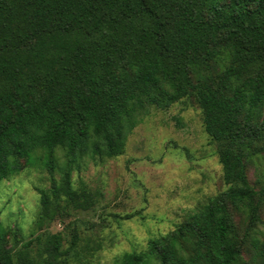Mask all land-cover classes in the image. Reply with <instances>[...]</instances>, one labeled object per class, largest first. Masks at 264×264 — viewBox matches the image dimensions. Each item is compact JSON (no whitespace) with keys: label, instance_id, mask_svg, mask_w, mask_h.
<instances>
[{"label":"trees","instance_id":"16d2710c","mask_svg":"<svg viewBox=\"0 0 264 264\" xmlns=\"http://www.w3.org/2000/svg\"><path fill=\"white\" fill-rule=\"evenodd\" d=\"M188 97L227 188L118 264H250L234 215L252 229L264 201L247 176L264 159V0H0V181L35 164L61 173L39 191V221L51 203L90 209L71 186L80 160L122 154L149 108ZM9 237L0 219V264H66L59 234L17 250Z\"/></svg>","mask_w":264,"mask_h":264},{"label":"rangeland","instance_id":"374dc122","mask_svg":"<svg viewBox=\"0 0 264 264\" xmlns=\"http://www.w3.org/2000/svg\"><path fill=\"white\" fill-rule=\"evenodd\" d=\"M62 155L55 153L58 165ZM247 176L256 190H263L264 159L248 164ZM60 177L57 169L49 173L35 164L0 181V219L15 234L9 247L17 250L37 235L59 234L66 264H118L123 253L145 251L150 240L172 231L227 188L217 146L204 131L198 104L189 97L164 111L149 108L128 135L122 154L80 160L71 172V186H84L92 195L90 209L51 203L48 216L39 221V191H49ZM127 215L132 217L124 219ZM259 218L250 229L243 215H234L241 235L248 232L242 256L250 264L261 263L255 255L264 242V201Z\"/></svg>","mask_w":264,"mask_h":264}]
</instances>
